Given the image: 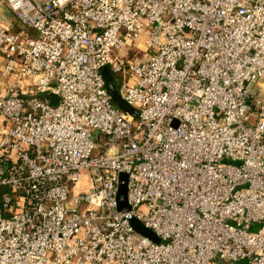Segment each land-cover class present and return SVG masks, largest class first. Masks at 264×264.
<instances>
[{"label": "built area", "instance_id": "1", "mask_svg": "<svg viewBox=\"0 0 264 264\" xmlns=\"http://www.w3.org/2000/svg\"><path fill=\"white\" fill-rule=\"evenodd\" d=\"M1 8L0 264H264V0Z\"/></svg>", "mask_w": 264, "mask_h": 264}, {"label": "water", "instance_id": "2", "mask_svg": "<svg viewBox=\"0 0 264 264\" xmlns=\"http://www.w3.org/2000/svg\"><path fill=\"white\" fill-rule=\"evenodd\" d=\"M0 19L6 23H8L10 20L3 15H0ZM101 75L104 80V86L106 89V92L110 96L111 101L124 113L135 117L137 115V110L132 107L130 104H128L119 94L118 92V86L116 83V80L109 69L108 66L103 67L101 70ZM120 180L121 183L118 187L117 192V200H118V209L120 211H128L130 209L129 205L126 201V175L124 173L120 174ZM122 197V199H120ZM130 223L135 231L142 234L143 236H146L150 239H152L155 242L159 241V238L155 236V234L148 228H146L139 220L132 218L130 219Z\"/></svg>", "mask_w": 264, "mask_h": 264}, {"label": "crops", "instance_id": "3", "mask_svg": "<svg viewBox=\"0 0 264 264\" xmlns=\"http://www.w3.org/2000/svg\"><path fill=\"white\" fill-rule=\"evenodd\" d=\"M0 15H3L4 17H6V18H8L10 20L8 23L5 22L6 24L13 25L14 28L17 27V26L14 25L15 19L13 17V14L9 10H7L5 8H1L0 9ZM237 264H245V261L241 260Z\"/></svg>", "mask_w": 264, "mask_h": 264}, {"label": "rangeland", "instance_id": "4", "mask_svg": "<svg viewBox=\"0 0 264 264\" xmlns=\"http://www.w3.org/2000/svg\"><path fill=\"white\" fill-rule=\"evenodd\" d=\"M140 40H143V37H141ZM127 48H128V47H123V48H121V49H118L117 53H118L119 55H121V54H123V53L127 50ZM132 48L134 49L135 47L133 46ZM52 100H54V98H52ZM227 161H228V160H227ZM82 175L85 176L86 180L88 181V174H87V172H86V171H83V172H82ZM257 228H258V225H256V224H253V225L251 226V230H256Z\"/></svg>", "mask_w": 264, "mask_h": 264}]
</instances>
